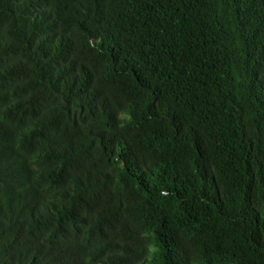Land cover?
Masks as SVG:
<instances>
[{"label": "trees", "instance_id": "1", "mask_svg": "<svg viewBox=\"0 0 264 264\" xmlns=\"http://www.w3.org/2000/svg\"><path fill=\"white\" fill-rule=\"evenodd\" d=\"M0 264H264V0H0Z\"/></svg>", "mask_w": 264, "mask_h": 264}]
</instances>
